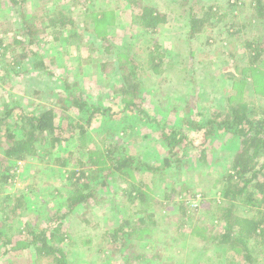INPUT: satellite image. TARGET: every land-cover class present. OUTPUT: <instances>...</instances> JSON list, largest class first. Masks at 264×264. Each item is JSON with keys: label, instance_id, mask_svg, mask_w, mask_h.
<instances>
[{"label": "rangeland", "instance_id": "obj_1", "mask_svg": "<svg viewBox=\"0 0 264 264\" xmlns=\"http://www.w3.org/2000/svg\"><path fill=\"white\" fill-rule=\"evenodd\" d=\"M143 1L167 16L166 24L155 33L132 23V7L126 0H86L85 4L50 0L45 8L51 11L57 6L70 13L75 27H67L57 36L47 29L38 32L30 47L37 57L20 60L21 51L12 40L21 20L10 12L6 0H0V16L6 20L10 16L11 21V31L0 34V111L15 108L14 116L20 117L40 106H52L56 122L82 124L85 129L82 136L74 130L68 141L40 146L37 156L24 161H5L0 152V173L8 176L0 192V230L14 246L29 230L45 227L55 215L61 218L59 234L65 239L60 245L69 264H119V253L113 252L104 233L134 212L135 206L127 203L131 181L148 198L161 203L155 210L160 225L157 232L166 234L139 243L137 252L146 246L153 253L155 244L164 238L166 244L159 250L171 264H248L239 251L215 242L208 247L202 243L207 233L212 237L213 230L223 227L211 207L224 203L217 181L228 169L226 159L232 143L228 134L218 132L202 145L201 132L189 124H202L215 112L225 111L229 102H246L255 117L264 116V22L252 18L251 0ZM38 6V0H25L23 10L31 15L40 10ZM191 7L198 15L200 8L207 7L216 13L211 25L195 37L189 36ZM104 35L120 49L135 45V61L140 66L136 78L141 84L134 110L124 109L126 99L116 92L121 86L120 64L115 56L101 52ZM153 42L163 54L160 75L144 67L147 48H153ZM5 46L8 49L3 51ZM74 83L72 93L81 95L89 105L108 109V113H98L85 124L84 113L66 105L65 110L60 109L57 100L69 93L66 87ZM159 127L173 129L184 138L178 166L173 163L153 174L142 169L127 178L128 182L107 176L105 187L93 183L89 154L93 153V160L104 159L113 147L116 157L129 155L160 168L167 149L158 136ZM12 132L21 137L19 123L12 126ZM201 149L206 150L204 161L199 158ZM81 171L85 179L76 183L69 177L68 173H76V178ZM82 183L96 190L94 197L87 208L67 214V198ZM170 186L179 188L181 194L162 203ZM255 199L254 204L264 196L256 193ZM181 200L186 201L185 218L178 215ZM17 201L21 206L13 213ZM253 203L239 205L237 212L251 214ZM63 214L67 215L60 217ZM248 247L254 264H264V245L259 239L250 241ZM2 250L0 243V264H50L47 258L38 259L32 248L7 255H2Z\"/></svg>", "mask_w": 264, "mask_h": 264}, {"label": "trees", "instance_id": "obj_2", "mask_svg": "<svg viewBox=\"0 0 264 264\" xmlns=\"http://www.w3.org/2000/svg\"><path fill=\"white\" fill-rule=\"evenodd\" d=\"M126 1L132 7V23L141 30L155 33L161 26L166 24L167 16L165 12L160 11L156 6L147 4L143 0ZM6 2L11 10L10 12L18 14V18L21 20L20 26L13 32L15 35L12 40L21 51L20 60H26L32 56L37 57V54L30 47L34 36L38 32L47 29L57 36L67 27H75V21L70 13L61 10L57 6L51 11L45 8L51 4L50 0H38V9L40 10H36L31 15L26 14L23 10L25 0H6ZM72 2L73 4L80 2L85 4L86 0H72ZM250 9L252 18L264 22V0H251ZM200 10L201 14L198 15L193 12L192 7L190 8V37H195L207 26H210L212 18L216 16L211 7L200 8ZM90 14L93 16V12ZM9 18L6 20L0 16V34L2 35H7L11 31ZM148 42L151 43L152 41L148 40ZM134 46L128 45L126 48L120 49L109 40L107 35L100 39L99 44V48L104 55L113 56V58L115 56V60L120 64L121 86L116 92L126 99L124 109L127 110H134L137 107L133 101L137 97L141 84L136 78L140 66L135 61L137 53ZM1 49L5 51L8 48L5 46ZM162 64L163 54L159 52V47L153 42V48H147L144 67L151 74L160 75L164 71ZM38 65L42 66L40 62ZM74 87H76L75 83L67 86L66 89L70 92L57 100L56 103L60 109L65 110L66 108L63 105H66L67 108H75L78 112L84 113L85 124H90L93 117L98 113L101 115L108 113V109L103 110L97 106L89 105L82 99L81 95L72 93L71 90ZM14 109L0 111V152L5 161H24L29 157L37 156L39 147L46 143L54 146L70 140L74 135V130H77L81 136L85 132L82 124L56 122V115L52 106H40L36 109V112L20 117L14 116ZM253 116L246 102H229L225 111L215 112L202 124L194 122L189 124L191 128L201 132L202 145L205 144L207 139L217 136L218 132L228 134L230 143H232V145L229 144L231 151L226 159L228 169L223 172V175L217 181L224 203L222 206L211 207L217 213L216 219L223 227L221 231L213 230L212 237L211 234L209 236L207 233L202 243L207 246L215 242V244L224 246L229 250L239 251L248 264H254L255 262L250 255L248 243L258 238L260 244L264 245V199L256 204L252 202L257 201L256 199L252 200L254 194L264 196V116ZM17 123L22 128L20 138H17L12 132V126ZM67 128L71 130L67 132ZM158 136L167 149V155L163 158L160 168L148 165L129 155L116 157L114 156L116 148L113 147V150L107 152L104 159L96 157L93 160V153L89 154L88 164L94 167V170L90 172L91 180L96 181L93 183H97L96 186L105 187L107 186V176L124 178L123 182H128L127 178L130 179L134 173L142 169L153 174L170 168L173 163L178 166L180 162L177 156L178 152L185 147H182L181 144L186 145L184 144V138H180L175 130H166L162 127L158 128ZM205 157L206 150L201 149L199 158L204 161ZM68 174L69 177L75 179L76 183L81 179H85L84 171L79 172L76 178V173L70 172ZM99 178L101 180L97 181ZM7 179V175L0 173V192L3 190V184L6 183ZM130 182L127 184V203L135 206L131 219L116 221L115 227L105 232L104 235L113 245V252L119 253V264H171L169 263L170 260L163 259L159 250V248L163 249L166 244L164 238L159 239V242L155 244L153 253H150L146 246H143L142 251L138 249L137 252L135 249L138 248L139 243L154 239V235L163 234V236H166V234L163 230H161V233L157 232L160 225L155 210L158 209L161 203L148 198L140 187ZM177 189L179 188L170 186L168 191L163 194L162 203H168L178 196L180 191ZM94 191L96 190L88 183H82L79 188L73 189V192L67 198L69 207L67 214L73 213L76 208H87L89 200L94 197ZM135 200H137V203H135ZM248 203L254 204V209L250 210L252 213L239 214L237 207ZM20 206V201H17V204L12 208V212L15 213ZM177 207L178 215L185 218L187 213L186 201L181 200ZM67 214L60 217L64 218ZM60 220L61 218L53 215L45 227H40L36 231L29 230L23 239L15 242L14 246L10 244L8 234L0 230V243L3 246L2 255L32 248L38 259L47 258L50 264H69L65 250L60 245L65 239L59 234ZM209 237L210 240L208 241ZM146 250L149 253H146L148 252Z\"/></svg>", "mask_w": 264, "mask_h": 264}]
</instances>
